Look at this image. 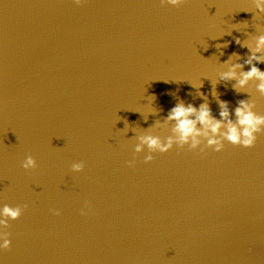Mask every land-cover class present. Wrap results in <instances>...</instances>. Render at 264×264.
I'll return each mask as SVG.
<instances>
[{
    "label": "water",
    "instance_id": "1",
    "mask_svg": "<svg viewBox=\"0 0 264 264\" xmlns=\"http://www.w3.org/2000/svg\"><path fill=\"white\" fill-rule=\"evenodd\" d=\"M259 35L254 0H0V209L29 205L0 264H264V135L150 164L134 153L179 101L205 103L199 92L217 119L215 92L233 119L240 100L264 115L257 82L238 94L219 81Z\"/></svg>",
    "mask_w": 264,
    "mask_h": 264
},
{
    "label": "clouds",
    "instance_id": "2",
    "mask_svg": "<svg viewBox=\"0 0 264 264\" xmlns=\"http://www.w3.org/2000/svg\"><path fill=\"white\" fill-rule=\"evenodd\" d=\"M159 2L161 7L180 8L189 3V0H159ZM73 3L83 6L86 0H73ZM254 5L260 13H264V0H254ZM237 43L239 44L241 41L237 40ZM243 46L249 50L248 58L244 60V63H238L236 61L242 57L233 54L223 64L227 70L219 74V81L226 84L235 81L232 87L238 94L248 93L245 90L248 89L250 83L257 82L256 91L264 96V71L257 67V64H264V35L255 36L249 43H243ZM222 47H227V45H217V48ZM246 65L250 67V71L244 70ZM202 86L201 83L200 88ZM198 95L205 100V103L198 108L179 101L163 122L157 120L153 126L145 129V132L138 136L134 153L138 156L144 154L147 149L143 161L145 164L154 162L156 158L154 154L165 155L177 148L181 151L187 149L190 152H198L201 155H206L209 149L221 153L225 150L226 144L237 148L253 149L259 136L264 135V115L256 111L257 104L254 99L240 100L234 110L235 119H233L229 104L219 100L218 93L215 92L213 95L217 98L220 107V119H217L207 102V97L200 92ZM151 97L154 101L156 100L155 96ZM156 114L157 112L152 115ZM143 118L145 121L148 119V117ZM157 129H163L170 134L162 137L157 134ZM127 166L129 168L136 166V156L128 161ZM37 167V161L32 155H28L22 162V168L26 172H32ZM72 171L83 173L85 164L83 162L73 163ZM91 207L90 203L86 204L80 214L88 216L91 213ZM28 208V204L15 207L5 204L0 209V249L5 252L11 251V233L6 230L11 228L10 222L19 221ZM52 213L55 216L62 214L55 209L52 210Z\"/></svg>",
    "mask_w": 264,
    "mask_h": 264
}]
</instances>
